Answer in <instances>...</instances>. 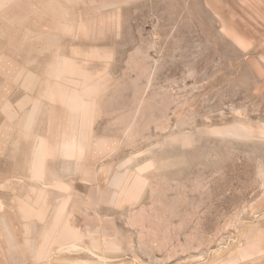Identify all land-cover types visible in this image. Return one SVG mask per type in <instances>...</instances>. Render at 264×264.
I'll return each instance as SVG.
<instances>
[{"label": "rangeland", "instance_id": "1", "mask_svg": "<svg viewBox=\"0 0 264 264\" xmlns=\"http://www.w3.org/2000/svg\"><path fill=\"white\" fill-rule=\"evenodd\" d=\"M0 264H264V0H0Z\"/></svg>", "mask_w": 264, "mask_h": 264}, {"label": "bare ground", "instance_id": "2", "mask_svg": "<svg viewBox=\"0 0 264 264\" xmlns=\"http://www.w3.org/2000/svg\"><path fill=\"white\" fill-rule=\"evenodd\" d=\"M81 95V94H80ZM72 98V97H71ZM73 100H74V105H75V102L78 100V99H75V98H72ZM76 100V101H75ZM79 101H80V99H79ZM84 102V101H83ZM69 103H71V102H69ZM72 104V103H71ZM76 106H78V105H76ZM69 145V144H68Z\"/></svg>", "mask_w": 264, "mask_h": 264}]
</instances>
